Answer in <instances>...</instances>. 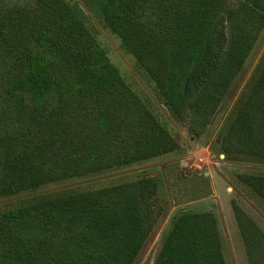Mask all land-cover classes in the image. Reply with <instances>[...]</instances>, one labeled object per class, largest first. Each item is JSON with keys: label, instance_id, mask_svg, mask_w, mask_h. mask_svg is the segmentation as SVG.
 <instances>
[{"label": "trees", "instance_id": "1", "mask_svg": "<svg viewBox=\"0 0 264 264\" xmlns=\"http://www.w3.org/2000/svg\"><path fill=\"white\" fill-rule=\"evenodd\" d=\"M202 136L264 29V0H82ZM65 0H0V198L152 160L178 148ZM264 160V65L221 137ZM264 201V176H241ZM142 176L0 214V264H135L159 217ZM233 211L250 264L264 237ZM153 264H225L212 213L180 214Z\"/></svg>", "mask_w": 264, "mask_h": 264}, {"label": "rangeland", "instance_id": "2", "mask_svg": "<svg viewBox=\"0 0 264 264\" xmlns=\"http://www.w3.org/2000/svg\"><path fill=\"white\" fill-rule=\"evenodd\" d=\"M24 0H13L23 2ZM86 16V27L103 48L110 63L178 143V148L158 158L79 178L45 185L37 190L0 198V214L52 197L100 189L142 176L158 181L155 209L159 214L135 264H153L173 222L182 213H212L216 219L225 264H250L233 204L264 237V201L241 176H264V160L228 157L221 137L264 65V29L220 105L207 131L192 136L166 108L155 85L120 40L94 17L82 0H65Z\"/></svg>", "mask_w": 264, "mask_h": 264}]
</instances>
